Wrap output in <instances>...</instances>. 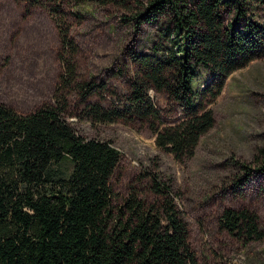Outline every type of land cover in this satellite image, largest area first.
<instances>
[{"label":"trees","instance_id":"1","mask_svg":"<svg viewBox=\"0 0 264 264\" xmlns=\"http://www.w3.org/2000/svg\"><path fill=\"white\" fill-rule=\"evenodd\" d=\"M26 1L50 10L61 70L52 101L32 111L0 100V264H199L172 179H152L153 201L135 190L120 197L112 183L120 149L68 121L72 92L86 102L106 84L81 77L67 9L81 21L89 5L111 4L129 12L136 28L155 27L149 51L131 53L127 102L86 103L85 112L98 122L145 119L157 145L184 160L213 127L211 105L227 78L264 58V0ZM150 88L179 106L172 123L162 121ZM220 225L244 241L264 238L248 208H225Z\"/></svg>","mask_w":264,"mask_h":264},{"label":"rangeland","instance_id":"2","mask_svg":"<svg viewBox=\"0 0 264 264\" xmlns=\"http://www.w3.org/2000/svg\"><path fill=\"white\" fill-rule=\"evenodd\" d=\"M129 17L111 4L89 5L81 21L67 9L79 45L81 77L106 84L86 102L72 92L68 121L78 133L109 139L120 149L112 177L120 197L135 190L153 201L152 179H172L182 195L199 264H264V238L244 241L220 225L225 208H248L258 214L264 230V58L227 78L211 105L213 127L201 136L192 156L179 160L157 145L145 119L98 122L86 115V103L112 107L127 102L136 71L131 53L148 52L155 39L153 25L136 28ZM59 46V31L46 5L0 0V100L20 112L52 101L61 70ZM149 96L162 110L163 122L179 117V106L165 92L150 88Z\"/></svg>","mask_w":264,"mask_h":264}]
</instances>
